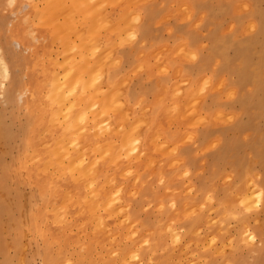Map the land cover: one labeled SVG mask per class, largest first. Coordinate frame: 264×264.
<instances>
[{"label": "bare ground", "instance_id": "1", "mask_svg": "<svg viewBox=\"0 0 264 264\" xmlns=\"http://www.w3.org/2000/svg\"><path fill=\"white\" fill-rule=\"evenodd\" d=\"M130 2L131 0L56 2L64 7L55 6L66 7L65 12L51 16L48 20L66 23V29L70 28L61 40V48L68 49L65 59L67 62L62 63L63 81L58 82L54 70L48 67L41 80L36 78L39 75L32 69L29 77L34 74V84L29 80L32 85H25L21 66V53L24 54L27 49L24 41L28 42L31 35L45 39L48 35L43 26L35 21L32 25V18L28 16L31 11L24 6L23 0H0V75L3 81H7L10 102L20 110L22 104H28L30 111L32 92L40 100V94L44 90L46 99L40 110L46 116V122L41 119L40 126L46 129L50 118L58 112H63L64 115L61 124L50 128L53 131L50 136L55 142L50 140L47 149L43 135L31 123V129L21 137L22 149L17 159L13 157L15 163L9 164L11 170L4 171L0 160V187L8 189L12 184L28 185L33 189L35 199V203H29L24 211L21 210L20 202L13 199L14 196L11 201L7 195H0V264H23L30 240H34L35 250L45 264H235L236 261L239 264H264V233L260 231V226L254 225V232L261 235V245L252 244L250 233L246 235V231H249L247 224L250 223L247 220L254 204L264 201V180L255 191L247 185L248 180L241 181L235 189H222V182L226 179L221 168L224 161L222 166L218 164L221 162L218 165L215 163L216 169L208 173L207 177L203 176L198 189L190 192L184 178L186 169L183 163L179 164L181 160L176 162L175 155L181 152L180 148L186 137L184 131L179 132V129L196 122L191 117L192 112L187 111L182 104V110L176 116L166 117V121H163V116L158 115L159 110L155 114L149 112L151 123L142 131L147 120H138L134 107L137 106L136 100L129 99L130 96L125 91L127 77L117 70L112 74L110 68L105 76L107 66L101 62L105 54L101 36L106 21L127 23L135 29L137 36L141 34V39L147 38L148 22L144 24L147 10L142 9L144 12L140 14L135 12L132 16L116 20L106 12L109 10L114 16H118V11L112 6L121 4L129 10ZM30 4L28 1L27 5ZM133 15L137 17L134 18ZM114 37L115 32H110L108 39ZM121 41H124L123 38ZM52 47L50 45L49 50L58 49ZM130 53L132 56L133 51ZM171 53L183 56L180 55L179 47ZM155 54L157 55L156 52ZM147 59L152 60L149 54L142 53L140 61L132 63L134 71L142 64L147 68ZM206 59L207 56L203 57L201 64L206 62L211 66ZM121 61L124 63V60ZM116 62H119L117 58ZM88 80L95 83L93 88H88ZM73 81L77 92L74 94L69 89ZM174 84L175 82L170 86L173 87ZM200 86L196 87L199 93L205 90V87ZM83 89L88 90L82 92ZM143 91L145 92L144 88ZM165 92L166 89L161 94ZM195 92L196 89L191 90L184 98L190 100ZM122 94L124 109L129 108V113L135 114V119L125 121L123 126L121 120L125 115L116 111V98ZM72 95L78 96L85 113L84 118H79L75 113H66L74 105H79L74 102ZM61 98L63 104L59 106ZM254 101L260 104L259 98H254ZM105 102L113 105L108 104L106 108ZM62 108L65 110L61 111ZM30 112L34 116L36 106ZM155 132L164 133L167 137L165 143L153 142L152 135ZM61 135H65L66 139L63 140ZM66 144L76 148L69 150ZM95 148L98 153L94 152ZM64 149L68 150V155L80 149L87 154L88 160L73 162L65 153L60 154L59 156L64 157L59 159H55L56 156L51 153L46 154V150L57 153ZM188 152L191 154V150ZM208 152L212 153L210 150ZM141 155L144 156V167L160 163L158 171L150 170L151 174L144 179L139 177L140 172L136 173L142 170L133 167L130 169L129 165L130 156H136L134 158L139 161ZM198 165L197 163V167ZM171 166L174 168L170 170ZM110 171L112 174H109ZM238 172L237 178H241L244 170L240 169ZM216 173H222L219 178L223 176L225 179L214 180ZM175 179L178 182H174ZM122 182L125 188L121 187ZM154 214L156 217L152 219ZM3 215L7 217L6 225L2 222ZM6 234L10 236L9 239L5 237ZM10 249H14L13 252ZM243 252L248 254L243 255Z\"/></svg>", "mask_w": 264, "mask_h": 264}, {"label": "rangeland", "instance_id": "2", "mask_svg": "<svg viewBox=\"0 0 264 264\" xmlns=\"http://www.w3.org/2000/svg\"><path fill=\"white\" fill-rule=\"evenodd\" d=\"M23 1L24 6L31 11L28 16L32 18V25L35 21L38 25L44 27V32L48 35L46 39L31 35L28 42L24 41L27 46L25 53H21L24 84L27 85L30 81L34 84V74L32 73L29 77L32 69L39 75L36 78L41 80L44 70L48 67L54 70L57 81L62 82L64 69L62 63L67 62L65 59L68 49L65 50L66 47L61 48V40L70 28L68 27L67 30L66 23L51 22L48 18L65 12L66 7L63 8L64 6L61 3L56 4L59 0ZM28 1L31 2L30 5H27ZM112 8L118 11V16H114L109 10L106 12L110 13L111 18L114 20L132 16L135 12L140 14L144 10H147L148 13V8L153 10L152 12H157L158 15L154 16L155 19L145 20L144 22V24L148 22L146 23L147 35L150 37L147 40L141 39L139 35H136L135 29L133 30L127 23L121 21H106L105 26L102 28L101 44H104L103 51L105 50V54L102 52L101 62L105 67L107 66L105 76L108 74V68L112 70V74L114 70L124 74L127 77L125 86L127 94L129 86L135 85L138 77L142 79L143 85L149 89L133 100H136L137 103V106L134 105V107L136 114L139 116L138 120H147L142 131L151 123L149 112L155 114L156 110H159L157 111L158 115L163 116V121H166V117L176 116V113L182 110L181 105L184 104L185 109L192 112L191 117H194L193 120L196 119V122L189 123L185 128L181 127L179 129V132L184 131L186 137L183 136L185 141H183L180 148L181 152L178 151L179 153L175 155V158L176 162L181 160L182 162H179V164L183 163L186 169L184 178L187 181L188 189H191L189 191H196L201 178L203 176L204 178L207 177L213 169H216L215 165L218 162H221L218 164L222 166L224 161L225 163L221 168L224 175H226V179L223 176L219 178L222 173H216L213 176L214 180L222 181L225 179L222 182V189L224 187L228 190L235 189L241 181L248 180L247 185L255 191V188L259 187L264 180V0H131L129 10L122 7L121 4H115ZM184 10L185 13H182ZM133 17L136 18L137 16L133 15ZM145 17L144 19H146ZM113 31L115 32L114 39H108V35ZM121 38L124 41H121ZM50 45L53 46L52 48L58 47V49L49 50ZM176 47L180 48V55L183 56L177 57L178 54H171ZM129 48L133 49V55L127 61L122 56V52ZM147 50L154 53L149 54L152 60L147 59L148 67L145 68L142 64L137 71H134L132 63L139 62V56L142 53L148 54ZM206 56V60H209L211 66L206 62L201 64L202 58H206ZM116 58L119 61L118 64ZM121 60H124V63ZM33 62L35 68H33ZM188 64L193 65L192 67L196 71L195 78L192 77L191 67ZM121 66L126 67L122 69ZM88 81L90 82L88 88H93L95 83ZM173 82L175 84L171 87L170 85ZM199 84L200 87H205V90H202L201 93L197 92L198 88H196ZM75 87L76 84L73 81L69 85L72 94L77 93ZM8 89L7 81H3L0 75V160L4 166V171H10L11 166L9 164L15 163L14 158L17 159L18 153L22 149L21 137L31 129V123L43 135V141L47 149L50 140L55 142L50 136V133L53 132L50 128L61 124L64 120L63 112H58L53 118L49 119L51 121L48 128L41 127V119L46 122V116L40 110L44 107L45 91L41 92L40 100L37 96H34L35 92H32L30 102L32 108L30 111H33V106H36V114L33 116V112L28 111V104H22L20 110L16 108L17 106L13 102H10ZM164 89H166V92L161 94ZM193 89H196V92L192 98L190 100L184 98ZM86 90L83 89L82 92H86ZM128 98L130 99V97ZM254 98H259L260 104L255 102ZM73 99L79 105H74L73 109H69L66 113H75L79 118L81 116L84 118L85 113L78 101V96H73ZM123 102V94L118 95L116 98V104L118 105L116 111L125 115L121 120L122 126L125 121L135 119V114L129 113V108L124 109ZM58 104L59 106L63 104V98L58 101ZM108 104L112 103L105 102L106 108H108ZM64 110L65 108L61 109V111ZM203 133H206V135ZM61 137L63 140L66 139L65 135H61ZM77 139L80 142L79 135ZM152 140L160 144L165 143L167 137L164 136L163 132H155L152 135ZM66 145L69 150L76 148L70 144ZM191 147H194V149ZM190 150L191 154L188 152ZM209 150L212 153H209ZM206 151L209 154L205 153ZM66 152H68L66 149L57 153L46 150V154H53V156H56L55 159L63 158L64 156L59 155L65 153L69 160H73V162L88 160L87 154L80 149L74 151L71 155ZM94 152L98 153L99 151L95 148ZM134 157L136 156L129 157L130 169L133 167L136 170H142L136 172H140L141 176L139 177L141 179L149 176L151 174L150 170L158 171L160 163L144 167L142 163L144 156L141 155L139 161ZM195 157H198V159ZM194 158L196 162L192 160ZM186 161L190 162L187 163L189 166L185 163ZM207 162L211 163V166ZM197 163L199 164L198 167ZM78 166L75 165V167ZM207 167L209 168L207 169ZM172 168L174 167L171 166L170 170ZM240 169H243L244 173L241 178H237ZM109 174H112L111 171ZM229 175L231 176L228 178ZM227 179L229 180L227 181ZM174 182H178V180L175 179ZM121 184V187L125 188L124 182ZM28 187L30 186L25 184H18L17 186L12 184L8 189L0 187V195H7V198L11 201L12 196H14L13 199L20 202L21 210L26 211L29 203H35L33 189ZM263 204L264 201L254 204L251 216L249 215L247 220L248 223L250 222L247 224L249 225L247 230L250 232L246 231V235L250 233L251 236L248 237L254 245H261L260 241L262 240L261 235L254 232L255 226L259 225L260 231L264 233ZM152 216V219H155L156 214ZM1 218L6 225L7 217L3 215ZM234 227L235 224L233 223V231ZM5 237L10 238L7 234ZM255 241L257 243H254ZM35 249L34 240H30L26 247L25 262L23 264H45ZM13 250L10 249V252H13ZM247 254L243 252V255ZM235 264H239V262L236 261Z\"/></svg>", "mask_w": 264, "mask_h": 264}, {"label": "crops", "instance_id": "3", "mask_svg": "<svg viewBox=\"0 0 264 264\" xmlns=\"http://www.w3.org/2000/svg\"><path fill=\"white\" fill-rule=\"evenodd\" d=\"M153 10L148 8V13L146 14V21H150L154 19V16L157 15V12H152ZM149 15V16H148ZM141 36V34L139 35ZM147 38L145 40H147L150 36L146 35ZM151 38H153L151 36ZM133 51L132 48L127 49L126 51L122 52V56H124L125 60L130 59V52ZM148 54H154L153 51L147 50ZM125 52V53H124ZM174 52V51H172ZM172 54V53H171ZM127 56V57H126ZM129 57V58H128ZM178 57V56H177ZM178 61V59H176ZM183 60V59H182ZM129 61V60H128ZM189 67H191L190 71L192 72V77L195 78V72L193 69V65L188 64ZM138 81L135 83V85H133L132 87L129 86L130 88L128 89V96H130L131 100H134L135 97L140 96L141 94L144 93L143 88L145 89V92L147 91V86L143 85V82L141 81L142 79H140V77H138ZM140 81V82H139ZM136 95V96H135Z\"/></svg>", "mask_w": 264, "mask_h": 264}]
</instances>
